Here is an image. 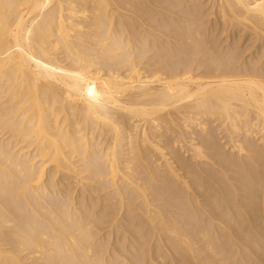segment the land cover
Here are the masks:
<instances>
[{"label":"bare ground","instance_id":"6f19581e","mask_svg":"<svg viewBox=\"0 0 264 264\" xmlns=\"http://www.w3.org/2000/svg\"><path fill=\"white\" fill-rule=\"evenodd\" d=\"M0 264H264V0H0Z\"/></svg>","mask_w":264,"mask_h":264}]
</instances>
